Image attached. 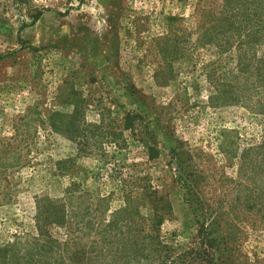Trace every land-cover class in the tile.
Wrapping results in <instances>:
<instances>
[{
  "label": "rangeland",
  "instance_id": "rangeland-1",
  "mask_svg": "<svg viewBox=\"0 0 264 264\" xmlns=\"http://www.w3.org/2000/svg\"><path fill=\"white\" fill-rule=\"evenodd\" d=\"M135 177L166 243L264 264V0H0V248L37 198L110 214Z\"/></svg>",
  "mask_w": 264,
  "mask_h": 264
},
{
  "label": "trees",
  "instance_id": "trees-1",
  "mask_svg": "<svg viewBox=\"0 0 264 264\" xmlns=\"http://www.w3.org/2000/svg\"><path fill=\"white\" fill-rule=\"evenodd\" d=\"M139 180L135 177L125 188L124 205L110 214L105 198L95 209L88 196L70 188L63 197L37 198L35 233L16 236L0 248V264H217L212 252L217 238L208 227L201 226L179 247L161 236L162 217L156 212L152 222L137 223L140 206L154 205L158 192ZM52 226L64 228L63 238L50 231Z\"/></svg>",
  "mask_w": 264,
  "mask_h": 264
}]
</instances>
